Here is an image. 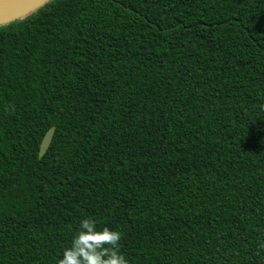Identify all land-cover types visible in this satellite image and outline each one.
<instances>
[{
  "label": "trees",
  "instance_id": "trees-1",
  "mask_svg": "<svg viewBox=\"0 0 264 264\" xmlns=\"http://www.w3.org/2000/svg\"><path fill=\"white\" fill-rule=\"evenodd\" d=\"M262 104L264 0H48L0 25V264H56L83 216L130 264H264Z\"/></svg>",
  "mask_w": 264,
  "mask_h": 264
},
{
  "label": "clouds",
  "instance_id": "clouds-1",
  "mask_svg": "<svg viewBox=\"0 0 264 264\" xmlns=\"http://www.w3.org/2000/svg\"><path fill=\"white\" fill-rule=\"evenodd\" d=\"M264 111V104L260 107ZM70 242L63 247L56 264H130L121 250L122 233L91 216H83L71 230ZM260 248L264 249V243Z\"/></svg>",
  "mask_w": 264,
  "mask_h": 264
},
{
  "label": "water",
  "instance_id": "water-1",
  "mask_svg": "<svg viewBox=\"0 0 264 264\" xmlns=\"http://www.w3.org/2000/svg\"><path fill=\"white\" fill-rule=\"evenodd\" d=\"M47 1L48 0H0V25L25 17ZM53 133L54 126L49 127L44 133L39 144V157L46 152Z\"/></svg>",
  "mask_w": 264,
  "mask_h": 264
}]
</instances>
